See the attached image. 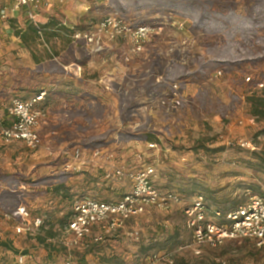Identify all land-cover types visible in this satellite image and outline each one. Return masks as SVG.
Wrapping results in <instances>:
<instances>
[{
  "label": "rangeland",
  "instance_id": "rangeland-1",
  "mask_svg": "<svg viewBox=\"0 0 264 264\" xmlns=\"http://www.w3.org/2000/svg\"><path fill=\"white\" fill-rule=\"evenodd\" d=\"M13 1L0 0V9ZM258 1L264 2L41 0L38 22L50 28L48 36L32 45L40 65L16 35L30 23L26 12L0 22L3 127L10 124L3 108L12 98L47 91L42 148L5 141L0 133V193L8 187L2 175L15 174L21 183L13 188L33 218H44L46 227L39 236L17 233L16 221L0 217V264H24L16 261V254L24 252L29 253L25 261L31 257L33 264H264V245L252 241L198 246L183 210L198 192L219 208L254 196L264 198V119L252 115L248 100L258 92L257 82L264 81V58L255 64L218 65L214 60L225 36L195 30L186 12L190 2H199L213 12L236 10L247 15ZM112 14L132 25H162L163 30L130 61L122 40L94 52L84 40L75 39L76 33L94 28ZM259 36H264V29ZM218 70L223 71L221 76L216 75ZM248 76L252 81H246ZM174 82L179 83L180 95L172 92ZM120 133L154 134L157 147L142 140H121ZM101 141L104 168L153 163L158 187L178 192L183 202L148 209L89 252L67 249L66 225L73 201L113 200L131 189L129 179L113 185L104 182L106 177H95L101 168L92 162L61 183V176L70 172L60 150L83 148L89 160ZM46 177L54 179L32 184ZM0 208L4 210L1 201Z\"/></svg>",
  "mask_w": 264,
  "mask_h": 264
},
{
  "label": "built area",
  "instance_id": "built-area-1",
  "mask_svg": "<svg viewBox=\"0 0 264 264\" xmlns=\"http://www.w3.org/2000/svg\"><path fill=\"white\" fill-rule=\"evenodd\" d=\"M40 0H14L9 7L0 9V22H7L11 17L25 10L30 22L39 29L43 38V28L38 22ZM66 25V24H65ZM163 27L153 25H132L118 15H109L94 28L78 32L75 39L84 40L94 52H103L110 42L122 40L126 43V61L130 57L145 52L153 37L162 31ZM81 71L80 66H76ZM223 74L216 71L217 76ZM251 77L246 81L250 82ZM263 87L264 83L258 84ZM174 95H180L178 82L172 83ZM47 91L43 90L30 99L13 98L6 106V115L10 120L7 128H2L1 135L6 141H23L31 149H40L45 145L41 135V127L46 122L45 110L39 108L44 101ZM165 103V101L163 102ZM0 125L2 114L0 111ZM150 148H156V143H149ZM60 154L67 157L65 169L70 173H80L84 166L94 163L93 166L104 169L106 177L116 180L129 179L131 189L122 198L117 200H100L96 198L78 199L73 204V214L66 228L70 233L67 246L86 247L89 243H103L108 236L123 228L128 220L140 216L152 207L169 208L172 204L182 202L180 194L175 191H160L155 186V165H146L139 168H126L122 165L104 168L100 159L103 150L95 148L87 160L85 150L80 147L62 148ZM19 219L0 208V217L7 221H16L17 233L39 235L45 226L43 217L33 218L31 211L25 204L18 207ZM186 221L193 233V241L198 246L209 245L217 247L228 240L250 239L256 246L264 245V198L254 196L238 209L227 214L214 212L206 204L204 195L199 194L192 199L185 208ZM18 262L26 263L25 256L20 255ZM66 264H72L67 262ZM162 264V263H160Z\"/></svg>",
  "mask_w": 264,
  "mask_h": 264
},
{
  "label": "trees",
  "instance_id": "trees-1",
  "mask_svg": "<svg viewBox=\"0 0 264 264\" xmlns=\"http://www.w3.org/2000/svg\"><path fill=\"white\" fill-rule=\"evenodd\" d=\"M202 7V4L199 2H190V6L186 12H188L189 16L192 18V26L195 30L200 31L201 33L205 35H213V34H222L225 36V44L222 48V50L215 56V62L218 65H226V66H235L239 64H244V63H257L258 60L264 58V36L261 37L259 36V32L264 29V20L262 21V16L264 18V2L258 1L255 3V5L251 8L250 13L247 15H243L242 13H238L236 10H229L227 13H222V12H213L210 11L208 8H199L200 10H197V7ZM197 8V9H196ZM25 12L23 9L21 12ZM15 16L11 17V19H14ZM9 20V21H10ZM43 28V34L44 36H48V28L49 24H45L42 26ZM55 32L57 31L56 28H54ZM16 35L20 38L22 43L26 45L32 52L33 58L35 59L36 63L38 65L41 64V59L38 57L36 52L33 50V44L37 43L39 39H42L39 29L37 26L30 22L27 24L26 28H21L18 29L16 32ZM256 41H253L254 38H256ZM257 47H260V49H257ZM52 58V56L50 57ZM39 70V68H37ZM41 69V67H40ZM52 71V70H51ZM250 77V76H248ZM252 78V77H251ZM252 81V80H251ZM264 81H259L256 84V89L258 92H255L252 96L249 97V102H250V111L253 116H255L258 119H264V86L259 87L258 84ZM41 92V91H40ZM39 92L29 96L28 98H21L24 100L30 99ZM18 98V97H15ZM13 99V98H12ZM11 99V100H12ZM45 101L40 102L38 105L39 108L43 109L46 111L44 108L43 104H45ZM10 103V102H9ZM8 103V104H9ZM7 104V105H8ZM225 115V114H223ZM119 137L121 140L124 141H130V140H142L146 141L147 144L153 143L154 141H158L156 136L151 133L147 134H133V133H120ZM105 146V142L101 141L98 144L97 148H100L103 150L102 147ZM116 159V158H115ZM63 160L65 163L67 162V157H63ZM117 160V159H116ZM263 161H264V153H263ZM146 165H154L153 163L149 164H144L141 167H144ZM123 167H126V165H122ZM131 166H128L126 168H129ZM134 169L139 168V167H132ZM98 169V168H97ZM72 173H66L61 176L62 184L69 178L72 177ZM2 177L4 178L5 182L7 183L6 188L2 190L0 193V201L3 202L4 210L12 213L15 217V219H19V214H18V207L19 205L23 204L19 192L16 191L15 186L20 185V180L15 174H3ZM95 177H106V173L104 169H100L98 172H96ZM54 179V177H52ZM52 178H43L37 181H34L32 184L37 186V185H45L49 181L52 180ZM155 179V186L163 192L166 191H174V190H163L158 187L156 183V173L154 176ZM116 179L114 178H104V182L106 183H111L113 185H116ZM30 183V182H29ZM131 186V184H130ZM112 189V187H111ZM176 192V191H175ZM127 193V192H126ZM126 193L121 195L120 197L113 199L117 200L122 198ZM178 193V192H177ZM202 194L204 195V198L206 200L207 206L210 208V210L216 212H221L222 214H227L231 211H234L238 209L240 206H242L244 203L241 201L235 202L232 207L230 208H219L216 207L212 201L205 196L202 192H198L192 196V199L195 198L197 195ZM82 199V198H80ZM98 199V198H96ZM104 200V199H100ZM76 201V200H75ZM71 206V214L69 215V220L66 225V228L71 220L72 214H73V204ZM109 201V200H107ZM183 202V200H182ZM180 202V204L182 203ZM180 204H174V205H180ZM189 206V205H188ZM187 206H185L186 208ZM153 209H156L157 207H152ZM185 208L183 207V210L185 212ZM141 216V215H140ZM138 216L132 217L128 220V222ZM15 222V221H12ZM46 227V225L42 228L43 229ZM190 229V228H189ZM191 233L192 230L190 229ZM40 235V234H39ZM38 235V236H39ZM193 236V233H192ZM248 241H252L250 239H245ZM42 241H45L42 239ZM51 241V239L48 240L46 239V242ZM49 244H52V242H48ZM256 245L254 241H252ZM101 243H89L86 247L83 248H75L74 250H80L83 249L85 251H90L94 245H98ZM1 245L5 246L7 250L14 251L15 253L17 252L16 249H14L9 243L7 242H2ZM66 248L68 249L67 245L65 244ZM209 246V245H208ZM28 252H24L23 254H16V261L18 262V257L20 255H28ZM85 256H83L82 261H85ZM26 258V257H25ZM31 257L26 259L25 264H33L32 261L30 260ZM48 264V263H47Z\"/></svg>",
  "mask_w": 264,
  "mask_h": 264
},
{
  "label": "crops",
  "instance_id": "crops-1",
  "mask_svg": "<svg viewBox=\"0 0 264 264\" xmlns=\"http://www.w3.org/2000/svg\"><path fill=\"white\" fill-rule=\"evenodd\" d=\"M40 1H41V0H40ZM41 6H42V4H41V2H40V8H41ZM40 8H39V10H38V14H39V12H40V10H41ZM16 16H17V15H16ZM16 16H15V17H16ZM38 17H39V15H38ZM86 49H88V48H86ZM37 65H38V64H37ZM5 108H6V107H5ZM5 108H3V109H4L5 114H6V110H5ZM0 111H2L1 107H0ZM6 125H7L6 127H3V126H4L3 124L0 125V126H1V127H0L1 130H2V128H7V127L9 126V124H6ZM43 125H45V124H43ZM42 127H43V126H42ZM42 127H41V129H40L41 132H42ZM0 133H1V132H0ZM2 138H3V137H2ZM3 139H4V138H3ZM4 140H5V139H4ZM5 141H6V140H5Z\"/></svg>",
  "mask_w": 264,
  "mask_h": 264
}]
</instances>
